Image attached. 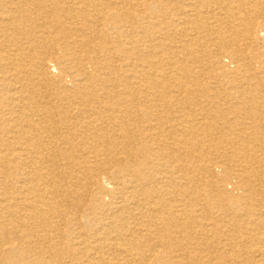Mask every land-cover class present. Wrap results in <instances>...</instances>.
Instances as JSON below:
<instances>
[{
	"label": "bare ground",
	"instance_id": "bare-ground-1",
	"mask_svg": "<svg viewBox=\"0 0 264 264\" xmlns=\"http://www.w3.org/2000/svg\"><path fill=\"white\" fill-rule=\"evenodd\" d=\"M0 264H264V0H0Z\"/></svg>",
	"mask_w": 264,
	"mask_h": 264
},
{
	"label": "rangeland",
	"instance_id": "rangeland-1",
	"mask_svg": "<svg viewBox=\"0 0 264 264\" xmlns=\"http://www.w3.org/2000/svg\"><path fill=\"white\" fill-rule=\"evenodd\" d=\"M118 32H119V31H118ZM127 35H128V34H127ZM140 35H141V34H140ZM140 35H139V36H140ZM119 38H120V37H119ZM123 38H124V40H125V41H127V40H129L128 38H131V37H130V36H128V37H122V38H120V40H119V41H121V43H122V39H123ZM125 38H126V39H125ZM117 66H121V65H120V61H119V60L117 61Z\"/></svg>",
	"mask_w": 264,
	"mask_h": 264
}]
</instances>
